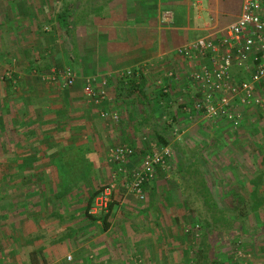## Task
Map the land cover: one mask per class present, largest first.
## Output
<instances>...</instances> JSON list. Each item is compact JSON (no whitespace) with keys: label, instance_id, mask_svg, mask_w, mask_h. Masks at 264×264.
Listing matches in <instances>:
<instances>
[{"label":"crops","instance_id":"obj_1","mask_svg":"<svg viewBox=\"0 0 264 264\" xmlns=\"http://www.w3.org/2000/svg\"><path fill=\"white\" fill-rule=\"evenodd\" d=\"M241 11L242 0H0V62H6L17 79L29 76L37 79L33 85L26 79V86L17 88V95H24L32 109L14 125L24 127L23 137L16 144L28 143L23 156L32 157V163L27 167L36 174H62L58 169L74 166L72 161L77 157L85 161L86 170H81L84 177L93 166L94 155L85 150L89 142L88 126H93L94 121L106 125L115 122L102 117L100 112L115 111L128 116L122 108H127V101L137 94L129 87L141 83L142 91L138 94L149 98L153 96L152 86L163 92L157 84L159 78L170 89L174 88L171 92L176 93L175 88L181 87V92L190 93L184 58L175 49L197 38L221 36ZM67 66L77 74L74 85L64 86L61 79L51 80L53 72ZM169 70L173 71L174 78L165 76ZM86 76H94L97 83L105 78L110 99L101 104L88 101L82 92V79ZM128 109L127 113L133 117L129 114L131 121L126 120L134 123L137 120L134 107L128 106ZM121 119L120 115L119 122ZM122 142L129 143L126 140L119 143ZM114 145L105 146L104 162L108 170L105 183L113 171L107 150ZM131 166L129 163L128 168ZM24 167L15 163L13 172ZM162 170L157 168L155 173ZM67 178L68 175L65 179L60 177L59 190H52L57 198L75 196L74 189L66 183ZM120 191L116 188L114 200ZM28 198L24 207H28L30 215L22 211L12 223L15 240L26 237L24 242H19L24 245L19 247L24 258L19 260L14 247L9 248L11 252L7 254L12 256L8 261L32 264L34 254V264H66L60 260L67 254L62 252V245L68 223L63 222L62 229L59 227L58 221L64 217L56 212L58 208L46 214L35 213L36 199ZM53 218L58 220L56 227H53ZM55 228L63 234L53 244ZM86 229H89L87 225L75 226L77 236L84 237ZM110 231L111 225L105 232ZM1 252L4 254V250ZM78 252L82 253V249Z\"/></svg>","mask_w":264,"mask_h":264},{"label":"rangeland","instance_id":"obj_2","mask_svg":"<svg viewBox=\"0 0 264 264\" xmlns=\"http://www.w3.org/2000/svg\"><path fill=\"white\" fill-rule=\"evenodd\" d=\"M10 71L6 62H0V264H13L12 261H8L12 256L7 254L11 252L9 248L13 250L15 247V253H19V247H24L19 242H24L26 237L15 240L16 232L12 230V223L15 216L18 220L17 216L21 215L22 211L30 215L28 207H24L28 197L36 199L35 213L46 214L58 208L56 212L65 220L63 218L60 223L53 218L55 220L53 227H56L57 221L61 229L68 223V228L63 232L67 235L63 238L62 245V252L67 254L65 259L60 260L61 262L194 264L193 254L202 243L197 219V209H201V203L186 187L190 185L191 180L184 182L180 177L178 170L180 164L173 154L168 160V167L155 173L144 185L140 196L136 197L124 189L118 192L110 214L112 223L110 233L102 231L100 219L92 220L83 214L88 195L108 178L104 162L105 146L126 140L132 141L136 150L141 152L145 147L142 135L145 134L147 142L153 141L149 136L150 130L133 129V122H128L133 117L127 113L128 106L134 107L133 114L137 120L144 114L160 119H163L164 115L169 119L170 116H175L176 133L173 132L175 138L183 143V147L185 145V148L189 147L199 153L196 163L205 174L213 196L219 201L222 202L225 195L236 186L245 193L249 192L251 188L249 181L259 172H262V176L257 189L260 195H264V161L261 159L264 155L262 112L237 108L239 117L236 118L238 121L236 125L224 118L207 119L200 113L185 109L193 103L189 93L181 92V87L180 90L178 87L175 88L176 93L171 92L169 90L174 88L170 89L169 85L166 92L168 95L160 94L157 87L152 86L153 96L144 98L137 93L131 101H127V108L122 110L126 112L123 114L128 116L130 114L131 118L119 113L122 117L120 122L118 119L106 125L94 121L93 126H88L89 142L85 146L87 149L83 148V151H91L94 154L93 159H88H92L93 166L91 165L83 177L81 170H86L85 161L82 159L80 161L77 157L73 159L74 166L69 165L67 168L66 183L74 189L75 196L57 198L53 191L59 190L60 177L64 179L63 174L34 173L27 167L32 157L23 156L27 152L28 143L22 141L16 144L23 134L18 136L10 132L12 125H17L32 110L28 107L29 101L24 99L25 96L17 95V88L26 86V79L30 80L32 85L36 84L37 79L31 76L23 80L17 79ZM5 124L9 126L8 129H5ZM18 162L25 167L13 172V165L15 163L17 165ZM120 186L118 185V188ZM244 221L248 230L246 235L232 239L229 246L216 247L220 250L216 257L222 264H264V206L261 207V211L249 213ZM79 224L89 227L82 234L84 237L77 236L75 232V226ZM52 231L53 243L62 232H58L59 228ZM79 248L82 249V253L78 252ZM1 250H4V254ZM16 256L14 254V257ZM22 256L18 254L19 260L24 258Z\"/></svg>","mask_w":264,"mask_h":264},{"label":"built area","instance_id":"obj_3","mask_svg":"<svg viewBox=\"0 0 264 264\" xmlns=\"http://www.w3.org/2000/svg\"><path fill=\"white\" fill-rule=\"evenodd\" d=\"M175 52L184 58L186 83L193 100L190 107L183 106L185 109L211 120L224 118L235 125L239 117L237 108L258 110L264 116V0H242L241 13L224 28L221 36L197 38L177 47ZM165 76L175 77L171 70ZM50 78L61 79L64 86L78 81L77 74L68 66L53 72ZM157 84L168 92L164 79H157ZM106 86L105 78L100 83L94 76L82 79L83 95L94 104L110 99ZM100 115L112 121L119 119L115 111L103 110ZM173 132L176 133V128ZM141 139L145 142L141 152L126 142L108 148L107 159L113 171L109 182L94 197L89 213L99 215L108 210L118 182L122 189L138 197L157 168L168 167L171 148L159 146L154 140L147 142L145 134Z\"/></svg>","mask_w":264,"mask_h":264},{"label":"trees","instance_id":"obj_4","mask_svg":"<svg viewBox=\"0 0 264 264\" xmlns=\"http://www.w3.org/2000/svg\"><path fill=\"white\" fill-rule=\"evenodd\" d=\"M121 88L123 87L121 86ZM129 88L136 90L138 93V91H142V84L140 83L135 87L130 86ZM160 94L168 95L166 92ZM164 116L163 119H160V117L144 114L133 123V129L135 131L141 129L145 131V129H148L150 130L149 136L151 140H154L159 146H169L177 163L180 164L178 169L180 177L184 182L191 180L190 185H186V187L190 189L201 203V209H197V219L199 221L198 228L201 232L202 243L197 246L193 254L194 264H222V261H219L216 257L217 252L220 251L216 247L220 246L224 248L229 246L232 239L246 235L248 230L244 220L249 213L258 210L261 211V207L264 206V195H260L257 189L258 184L261 183L262 172H259L250 179L249 183L251 188L249 192L245 193L239 186H236L225 195L222 202L219 201L213 196L210 186L206 181L205 174L196 163L199 153L192 151L189 147L185 148V145L183 147V143L175 138L173 133L175 128L174 124L176 123L175 116H170V119L166 115ZM8 127L5 124V129H8ZM23 128L12 125L10 132L16 133L19 136ZM129 144L134 146L132 141ZM261 159L264 161V155H262ZM60 171L65 179L68 170L61 168ZM106 184H102L92 190L86 198L83 209V214L90 219H100L102 231L107 230L111 225L110 214L115 204L114 195L116 189L112 192V198L106 212L94 215L89 213V209L94 197ZM118 189L122 190V187ZM31 259L33 261L32 264H34V254L31 256Z\"/></svg>","mask_w":264,"mask_h":264}]
</instances>
